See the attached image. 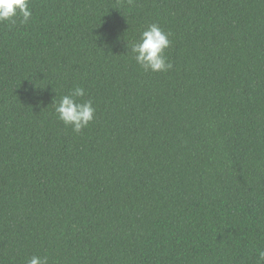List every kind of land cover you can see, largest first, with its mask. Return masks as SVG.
<instances>
[{"label": "trees", "instance_id": "obj_1", "mask_svg": "<svg viewBox=\"0 0 264 264\" xmlns=\"http://www.w3.org/2000/svg\"><path fill=\"white\" fill-rule=\"evenodd\" d=\"M0 25V264H257L264 0H31ZM171 33L172 68L130 45ZM82 87L77 134L55 104Z\"/></svg>", "mask_w": 264, "mask_h": 264}, {"label": "clouds", "instance_id": "obj_2", "mask_svg": "<svg viewBox=\"0 0 264 264\" xmlns=\"http://www.w3.org/2000/svg\"><path fill=\"white\" fill-rule=\"evenodd\" d=\"M31 0H0V25L14 26L19 19L26 25L32 18ZM171 33L165 32L159 25L151 24L144 30L138 40L130 45V51L137 65L145 72H167L172 68L165 55L171 45ZM85 96L82 87H75L69 94L62 96L55 104L57 119L66 126H71L74 133H81L96 118L94 101L89 98L78 101ZM27 264H48L47 256H32ZM257 264H264V250L258 252Z\"/></svg>", "mask_w": 264, "mask_h": 264}]
</instances>
